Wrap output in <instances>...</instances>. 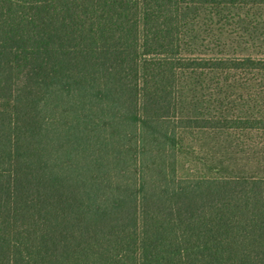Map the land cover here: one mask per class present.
I'll return each mask as SVG.
<instances>
[{
    "label": "trees",
    "instance_id": "obj_1",
    "mask_svg": "<svg viewBox=\"0 0 264 264\" xmlns=\"http://www.w3.org/2000/svg\"><path fill=\"white\" fill-rule=\"evenodd\" d=\"M201 9L223 26L264 0H0V264H264V144L236 145L262 159L245 170L184 142L264 137V104L192 115L179 90L205 72L264 92V50L221 30L199 50Z\"/></svg>",
    "mask_w": 264,
    "mask_h": 264
},
{
    "label": "rangeland",
    "instance_id": "obj_2",
    "mask_svg": "<svg viewBox=\"0 0 264 264\" xmlns=\"http://www.w3.org/2000/svg\"><path fill=\"white\" fill-rule=\"evenodd\" d=\"M195 22L197 25L190 27L194 30V41L197 46H200L199 50L207 54L214 50V43L220 30L227 33L226 40L230 50L233 48L250 49L256 46H261V50H264L263 9L232 10L229 12L226 25L222 23L223 26L221 24L215 26L217 21L213 13L208 9H201ZM211 22L214 25H211ZM258 81L256 76L249 77L238 73L236 75L186 73L181 75L179 81L180 106L184 108V112H190L192 115H197L199 112L211 113L214 109L219 110V104L222 109L227 106L228 109L236 111L252 110V107H260L264 104V92L260 93L257 87L254 88V82ZM184 142L193 146L196 154L199 152L200 145H203V148L216 146L214 164L226 162L225 166L231 168L232 160L236 158L238 166H243L245 170H252L262 159L255 155L252 157L251 150L243 155H236L237 150L240 149L236 145L243 146L244 151L246 148L263 145L264 137L256 134L194 133L193 135L186 134ZM220 145H224L225 149L220 148ZM246 155L249 157H245ZM193 163L190 158L182 159L180 174H187L191 170H196V172L208 170L200 164L194 167ZM213 170L212 173H215L216 170ZM219 171H222L221 167Z\"/></svg>",
    "mask_w": 264,
    "mask_h": 264
}]
</instances>
